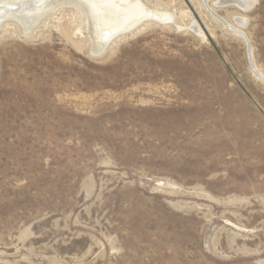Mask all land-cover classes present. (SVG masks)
I'll list each match as a JSON object with an SVG mask.
<instances>
[{"label":"rangeland","instance_id":"rangeland-1","mask_svg":"<svg viewBox=\"0 0 264 264\" xmlns=\"http://www.w3.org/2000/svg\"><path fill=\"white\" fill-rule=\"evenodd\" d=\"M141 1L2 22L0 264H264V0Z\"/></svg>","mask_w":264,"mask_h":264},{"label":"bare ground","instance_id":"bare-ground-1","mask_svg":"<svg viewBox=\"0 0 264 264\" xmlns=\"http://www.w3.org/2000/svg\"><path fill=\"white\" fill-rule=\"evenodd\" d=\"M230 4L241 8L249 6L248 0H235ZM61 5L83 10L98 53L115 37L132 31L145 21L171 20L165 12L148 9L141 0H0V26L4 20L15 19L29 29L34 22Z\"/></svg>","mask_w":264,"mask_h":264},{"label":"water","instance_id":"water-1","mask_svg":"<svg viewBox=\"0 0 264 264\" xmlns=\"http://www.w3.org/2000/svg\"><path fill=\"white\" fill-rule=\"evenodd\" d=\"M222 2H223V4L224 5H228V4H230L231 2H234L235 0H221ZM224 5H221V6H224ZM207 8V10H209L208 9V7H206ZM209 12L214 16V17H216V15H214L210 10H209ZM222 24H224L225 26H227V24L224 22V21H222V20H220L218 17H216ZM229 29L230 30H233L231 27H229ZM95 54H98V53H95Z\"/></svg>","mask_w":264,"mask_h":264}]
</instances>
